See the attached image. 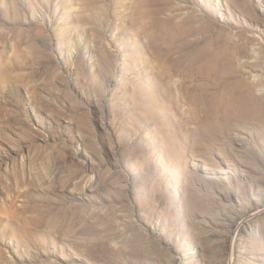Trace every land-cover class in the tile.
<instances>
[{"label": "rangeland", "instance_id": "obj_1", "mask_svg": "<svg viewBox=\"0 0 264 264\" xmlns=\"http://www.w3.org/2000/svg\"><path fill=\"white\" fill-rule=\"evenodd\" d=\"M0 264H264V0H0Z\"/></svg>", "mask_w": 264, "mask_h": 264}]
</instances>
